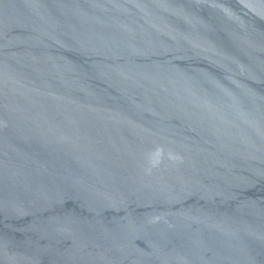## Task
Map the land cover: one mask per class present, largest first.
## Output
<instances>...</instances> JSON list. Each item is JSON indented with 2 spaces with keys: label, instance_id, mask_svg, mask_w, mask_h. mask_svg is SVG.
Here are the masks:
<instances>
[{
  "label": "water",
  "instance_id": "1",
  "mask_svg": "<svg viewBox=\"0 0 264 264\" xmlns=\"http://www.w3.org/2000/svg\"><path fill=\"white\" fill-rule=\"evenodd\" d=\"M0 264H264V0H0Z\"/></svg>",
  "mask_w": 264,
  "mask_h": 264
}]
</instances>
